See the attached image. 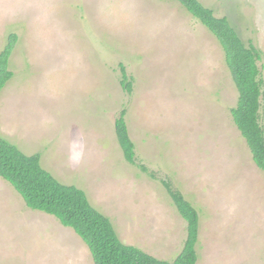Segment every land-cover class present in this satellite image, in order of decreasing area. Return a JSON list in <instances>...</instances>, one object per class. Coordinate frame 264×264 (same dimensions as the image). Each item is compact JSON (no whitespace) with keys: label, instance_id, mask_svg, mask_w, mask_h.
<instances>
[{"label":"rangeland","instance_id":"374dc122","mask_svg":"<svg viewBox=\"0 0 264 264\" xmlns=\"http://www.w3.org/2000/svg\"><path fill=\"white\" fill-rule=\"evenodd\" d=\"M200 1L262 50L264 78V0ZM12 34L1 136L84 190L124 243L173 261L187 222L161 181L125 160L115 121L126 107L137 161L199 211L197 264H264V171L234 123L224 51L200 20L177 0H0V53ZM0 264L95 262L73 228L0 176Z\"/></svg>","mask_w":264,"mask_h":264},{"label":"trees","instance_id":"16d2710c","mask_svg":"<svg viewBox=\"0 0 264 264\" xmlns=\"http://www.w3.org/2000/svg\"><path fill=\"white\" fill-rule=\"evenodd\" d=\"M177 1L219 41L239 92L237 104L231 108L234 123L247 141L254 162L264 171V127L260 121L264 95L260 65L262 50L252 40L245 41L227 16H217L214 9L200 0ZM16 39L17 35L12 34L0 53V92L14 75L10 59ZM120 82L124 91L133 92V78L123 63L120 64ZM126 116L127 108L123 107L115 121L125 160L150 178L159 179L187 222V238L173 261L159 259L135 245L124 243L111 219L92 205L84 190L62 183L41 165L39 154L28 155L1 135L0 176L22 195L29 208L54 215L63 225L73 228L90 248L95 264H197L199 211L169 180L159 178L156 171L137 161L136 145L129 133Z\"/></svg>","mask_w":264,"mask_h":264},{"label":"crops","instance_id":"0c3cea01","mask_svg":"<svg viewBox=\"0 0 264 264\" xmlns=\"http://www.w3.org/2000/svg\"><path fill=\"white\" fill-rule=\"evenodd\" d=\"M40 211V210H39ZM43 213H46V212H43Z\"/></svg>","mask_w":264,"mask_h":264}]
</instances>
